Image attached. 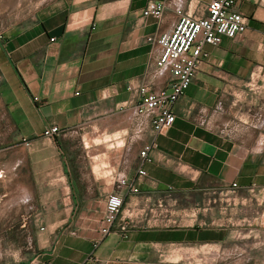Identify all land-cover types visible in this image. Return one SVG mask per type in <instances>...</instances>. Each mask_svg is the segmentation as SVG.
<instances>
[{"label": "crops", "instance_id": "crops-1", "mask_svg": "<svg viewBox=\"0 0 264 264\" xmlns=\"http://www.w3.org/2000/svg\"><path fill=\"white\" fill-rule=\"evenodd\" d=\"M149 1L163 0H52L0 37V102L16 140L36 183L50 182L47 189L58 196L66 182L69 197L59 209L64 217L37 237L42 251L33 264H82L90 254L97 264H190L181 252L238 241L264 245V151L255 149L264 136V0H237L245 32L204 46L207 55L174 105L172 126L157 136L143 164L140 192H121L124 205L111 226L103 221L106 198L124 168L103 160L96 175L91 155L101 147L76 148L69 133L43 136L53 125L119 134L120 110L137 104V87L154 79L155 48L147 39L174 21V5L164 24L142 16ZM209 1L176 2L203 15ZM258 107L262 113L253 115ZM231 119L229 131L222 130ZM125 176L133 178L134 168ZM209 191L231 194L223 205L215 198L196 211L188 208L187 223L179 225H145L136 205L141 195L190 199Z\"/></svg>", "mask_w": 264, "mask_h": 264}, {"label": "rangeland", "instance_id": "rangeland-1", "mask_svg": "<svg viewBox=\"0 0 264 264\" xmlns=\"http://www.w3.org/2000/svg\"><path fill=\"white\" fill-rule=\"evenodd\" d=\"M51 1L0 0V31L3 32L15 23L33 16L40 6ZM256 111L262 113L260 107L252 114L255 115ZM254 119L256 120L257 117L254 116ZM232 120H229L222 130L229 131L228 128L234 123ZM259 132L253 134L255 137L253 141L263 133ZM92 133L82 130L78 133H69L67 136L71 145L76 148H80V145L94 144L98 149L102 142L100 138L103 139V136H100V133L93 136ZM16 137L12 122L0 102V264H33L31 259L42 251L36 244L37 237L49 233L53 222L59 216L64 217V213H60L59 209L66 208L69 197L64 193L66 182L60 185L58 196L47 189L46 186L50 182L44 184L40 182L39 185L36 183L26 151ZM260 138L262 139L258 140L255 149L264 151V136ZM254 145L255 143L253 147ZM91 156L96 165L94 172L98 175L102 171L101 164L104 163L103 160L106 162V159L98 150H95ZM107 181L110 182V178H107ZM40 184H43V189L40 188ZM77 184L84 187L81 181ZM225 191L223 194L226 193ZM230 194L228 193L229 196ZM229 196H219L212 191L206 194L196 193L190 199L174 195L156 197L141 195L136 205L142 209L143 224L173 226L187 223L183 213L188 208L196 211L204 205L213 204L215 198L216 204L222 202L223 205L225 203L223 200L228 199ZM218 198L221 200L219 201ZM257 203L254 197L253 204ZM238 242L222 244L219 247L207 246L199 251L189 250L187 254L183 251L180 255L187 258L190 264H264V245H246Z\"/></svg>", "mask_w": 264, "mask_h": 264}, {"label": "built area", "instance_id": "built-area-1", "mask_svg": "<svg viewBox=\"0 0 264 264\" xmlns=\"http://www.w3.org/2000/svg\"><path fill=\"white\" fill-rule=\"evenodd\" d=\"M176 1H149L142 10V16H152L164 24L166 9L174 5L172 25L159 35L147 39L155 48L154 81L140 84L137 87L139 102L129 110H120L123 111V120L119 123L121 127L118 135L112 136L101 131L92 133L93 136L97 133L103 136L100 141L104 145L101 142L98 151L104 155L107 166L117 163L124 168V173L115 176L114 189L106 198L103 221L109 226L123 208L121 192H140L139 180L146 176L143 164L150 161V151L156 145L157 136L172 126L175 120L174 105L190 86L200 61L207 55L204 46H218L224 37L236 38L247 28L245 16L236 9L237 0H210L203 15L189 13ZM3 32L0 31V37ZM79 129L67 131L56 125L47 126L43 136L55 139L82 131V128ZM130 168H134L135 176L129 179L125 176V170ZM231 186L235 187L236 184L232 183ZM109 229L102 228L103 231ZM121 230L125 232L126 225L121 226ZM97 263L94 254L82 262Z\"/></svg>", "mask_w": 264, "mask_h": 264}]
</instances>
